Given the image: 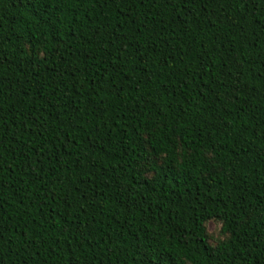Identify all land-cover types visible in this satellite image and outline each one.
Returning a JSON list of instances; mask_svg holds the SVG:
<instances>
[{
	"label": "trees",
	"instance_id": "trees-1",
	"mask_svg": "<svg viewBox=\"0 0 264 264\" xmlns=\"http://www.w3.org/2000/svg\"><path fill=\"white\" fill-rule=\"evenodd\" d=\"M0 264H264V0H0Z\"/></svg>",
	"mask_w": 264,
	"mask_h": 264
},
{
	"label": "rangeland",
	"instance_id": "rangeland-1",
	"mask_svg": "<svg viewBox=\"0 0 264 264\" xmlns=\"http://www.w3.org/2000/svg\"><path fill=\"white\" fill-rule=\"evenodd\" d=\"M220 229V226L214 222H209L206 225V230L209 234L216 236L218 231Z\"/></svg>",
	"mask_w": 264,
	"mask_h": 264
}]
</instances>
